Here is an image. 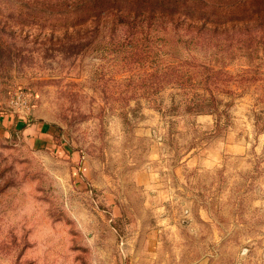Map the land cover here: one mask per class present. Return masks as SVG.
I'll list each match as a JSON object with an SVG mask.
<instances>
[{
	"label": "rangeland",
	"instance_id": "rangeland-1",
	"mask_svg": "<svg viewBox=\"0 0 264 264\" xmlns=\"http://www.w3.org/2000/svg\"><path fill=\"white\" fill-rule=\"evenodd\" d=\"M76 1L0 0V264H264V47L130 55Z\"/></svg>",
	"mask_w": 264,
	"mask_h": 264
},
{
	"label": "trees",
	"instance_id": "trees-1",
	"mask_svg": "<svg viewBox=\"0 0 264 264\" xmlns=\"http://www.w3.org/2000/svg\"><path fill=\"white\" fill-rule=\"evenodd\" d=\"M226 5L221 4V9L227 12L219 13L210 8L215 5L203 0H78L64 11L73 16L72 26L77 32L107 30L114 38L119 32L122 40H128L120 44L130 48V55L146 50L154 30L168 28L183 31L195 44L237 41L243 48L253 47L254 53L264 47V0H237ZM138 37L143 38L140 47L135 46ZM174 69L176 80L185 77L179 68ZM215 102L212 97L211 103ZM203 111L199 108L194 113Z\"/></svg>",
	"mask_w": 264,
	"mask_h": 264
}]
</instances>
